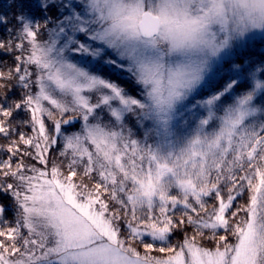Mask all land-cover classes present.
Returning <instances> with one entry per match:
<instances>
[{
  "label": "snow or ice",
  "instance_id": "snow-or-ice-1",
  "mask_svg": "<svg viewBox=\"0 0 264 264\" xmlns=\"http://www.w3.org/2000/svg\"><path fill=\"white\" fill-rule=\"evenodd\" d=\"M25 5L0 37V264H264V0Z\"/></svg>",
  "mask_w": 264,
  "mask_h": 264
},
{
  "label": "trees",
  "instance_id": "trees-1",
  "mask_svg": "<svg viewBox=\"0 0 264 264\" xmlns=\"http://www.w3.org/2000/svg\"><path fill=\"white\" fill-rule=\"evenodd\" d=\"M0 3H5V4H6L5 8H3V9L0 8V10L3 12V15L6 16V17L8 18L9 23H11V22L14 23L13 16H14L16 13H18L19 10H20V9L18 8V6H17L18 3H19V0H17V3H12V0H0ZM29 3H34V0H26V5H25L26 8L28 7ZM10 4H11V7H9ZM32 12H33V14L36 16V19H37L38 21H42L40 15H39L38 13L35 12L34 7L32 8ZM9 70H11V69H9ZM9 70H8V71H9ZM0 71H4V70H3V69H0ZM5 72H6V71H5ZM112 76H113V78H115L117 81L119 80V78H118L117 76H114V75H112ZM0 83H3V81H0ZM0 95H3V89H0ZM10 95H11V93H10ZM12 98H13V99H16V96H12ZM19 130H25V131L28 132L29 127H28V126H24V125H22L21 128H20ZM0 137H2V134H0ZM16 138H17L16 135L13 134L12 139H16ZM5 143H6V141H5L3 138H0V144H5ZM5 202H7V201H5ZM9 216H10V214H9Z\"/></svg>",
  "mask_w": 264,
  "mask_h": 264
},
{
  "label": "rangeland",
  "instance_id": "rangeland-1",
  "mask_svg": "<svg viewBox=\"0 0 264 264\" xmlns=\"http://www.w3.org/2000/svg\"><path fill=\"white\" fill-rule=\"evenodd\" d=\"M6 4L5 3H0V8L3 9L5 8ZM0 14H3V12L0 10ZM8 19V18H7ZM41 23L43 21H40ZM17 27V23L16 21L11 22V23H7V24H0V37L7 35V32L9 29H15ZM19 54V53H17ZM11 64H12V60L10 56H4V57H0V69H3L4 71H8L9 69H11ZM112 75L117 76L119 78L118 82H125V86L126 82H127V77L121 75L119 72H114L112 73ZM29 127V126H28ZM24 131L25 133H29L25 131V130H21ZM10 216H11V212H9Z\"/></svg>",
  "mask_w": 264,
  "mask_h": 264
}]
</instances>
